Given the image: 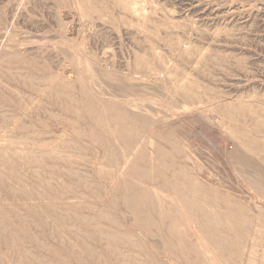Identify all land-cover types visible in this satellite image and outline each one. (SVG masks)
Masks as SVG:
<instances>
[{"label":"rangeland","instance_id":"obj_1","mask_svg":"<svg viewBox=\"0 0 264 264\" xmlns=\"http://www.w3.org/2000/svg\"><path fill=\"white\" fill-rule=\"evenodd\" d=\"M112 1L0 0V264H264V0Z\"/></svg>","mask_w":264,"mask_h":264},{"label":"bare ground","instance_id":"obj_2","mask_svg":"<svg viewBox=\"0 0 264 264\" xmlns=\"http://www.w3.org/2000/svg\"><path fill=\"white\" fill-rule=\"evenodd\" d=\"M112 1V0H111ZM113 2V1H112ZM152 2V1H151ZM89 3V2H88ZM51 5V4H50ZM69 5V4H68ZM123 6L124 7H126V8H128L127 6H129V5H127L126 3H124L123 4ZM247 7V6H246ZM145 11V10H144ZM79 13V12H78ZM83 13H84V11H83ZM66 14V13H65ZM119 17V16H118ZM96 18V17H95ZM72 19V18H71ZM74 19V18H73ZM80 19V18H79ZM84 19H85V17H84ZM175 19V18H174ZM67 21V20H66ZM61 22V21H60ZM85 24H86V22H85ZM67 25V24H66ZM82 25V24H81ZM68 26V25H67ZM62 27H63V25H62ZM61 27V28H62ZM70 27V26H69ZM74 27V26H73ZM81 27V26H80ZM60 28V29H61ZM72 28V27H71ZM64 29H65V27H64ZM82 29V28H81ZM87 30V29H86ZM68 31V30H67ZM63 32V31H62ZM86 32V31H85ZM90 33V32H89ZM82 34V33H81ZM148 38V37H147ZM84 39V38H83ZM82 40V39H81ZM80 39H79V41H81ZM85 40V39H84ZM142 40V39H141ZM83 41V40H82ZM85 43V42H84ZM139 44V43H138ZM40 46V45H39ZM137 46V45H136ZM34 48V47H33ZM77 49H79V48H77ZM73 50V49H72ZM82 50V49H81ZM104 50V49H103ZM103 50H102V52H103ZM22 52V51H21ZM118 55V54H117ZM115 57V56H114ZM134 57V56H133ZM34 58V57H33ZM117 58V57H116ZM115 58V59H116ZM157 58V57H156ZM107 59V58H106ZM43 60V59H42ZM103 60V59H102ZM111 60V59H110ZM81 61H82V59H81ZM108 61H109V59H108ZM144 62V61H143ZM135 63V62H134ZM107 64H108V62H107ZM110 64V63H109ZM112 64V63H111ZM122 64V63H121ZM165 64V63H164ZM68 65V64H67ZM132 65H134L133 63H132ZM159 66V65H158ZM135 67H136V65H135ZM112 68V67H111ZM156 70V69H155ZM167 71H169V70H167ZM142 76V75H141ZM148 76V75H147ZM146 77V76H145ZM44 78V77H43ZM49 78V77H48ZM98 78V77H97ZM41 79V78H40ZM45 79V78H44ZM54 79V78H53ZM46 80H47V77H46ZM72 86V85H71ZM174 86V85H173ZM177 88V87H176ZM180 88H181V86H180ZM191 90V89H190ZM209 92V91H208ZM66 94V93H65ZM181 96V95H180ZM196 96V95H195ZM66 97H68V96H66ZM224 102V101H223ZM118 106V105H117ZM131 107V106H130ZM169 108V107H168ZM205 108V107H204ZM147 109V108H146ZM165 109V108H164ZM176 109V108H175ZM128 113V112H127ZM122 114V113H121ZM145 114V113H144ZM170 115V114H169ZM220 115V114H219ZM121 116V115H120ZM167 117V116H166ZM171 117V116H170ZM95 119H97V118H95ZM130 119V118H129ZM69 121V120H68ZM260 121H261V119H260ZM57 123V122H56ZM71 123H72V121H71ZM74 123V122H73ZM136 123V122H135ZM256 124V123H255ZM81 125V124H80ZM262 133V132H261ZM141 139V138H140ZM65 140V139H64ZM59 141V140H58ZM62 141V140H61ZM37 142V141H36ZM65 142V141H64ZM33 143V142H32ZM41 143V142H40ZM111 144V143H110ZM191 152V151H190ZM212 152V151H211ZM49 153V152H48ZM56 155V154H55ZM58 159V158H57ZM238 164V163H237ZM239 165V164H238ZM22 169V168H21ZM187 174V173H186ZM50 175V174H49ZM180 176V175H179ZM167 177H168V175H167ZM176 177V176H175ZM252 177V176H251ZM81 178V177H80ZM176 178H178V177H176ZM182 178V177H181ZM164 179V178H163ZM180 179V178H179ZM59 180V179H58ZM165 180V179H164ZM183 180H185V179H183ZM192 180V179H191ZM182 181V180H181ZM180 181V182H181ZM181 183H183V182H181ZM184 183L186 184V182L184 181ZM92 184H94V183H92ZM188 184V183H187ZM186 184V185H187ZM184 185V184H183ZM71 186V185H70ZM86 187V186H85ZM181 187V186H180ZM190 187V186H189ZM192 188V187H191ZM203 188V187H202ZM204 189V188H203ZM250 189V188H249ZM191 191V190H190ZM17 192V191H16ZM38 194V193H37ZM171 195V194H170ZM186 198H187V196H185ZM205 197H207V196H205ZM171 198H173V197H171ZM176 198V197H175ZM174 198V199H175ZM180 198V197H179ZM204 198V197H203ZM181 199V198H180ZM204 200H205V198H204ZM206 200H208V199H206ZM160 201V200H159ZM211 201V200H210ZM148 202H151V201H149L148 200ZM222 202V201H221ZM176 203V202H175ZM174 203V204H175ZM88 204V203H87ZM201 204V203H200ZM230 204V203H229ZM183 205H185V204H183ZM203 205V204H202ZM205 205V204H204ZM211 205V204H210ZM231 205V204H230ZM234 205H238V204H235L234 203ZM234 205H232V207L234 206ZM54 207V206H53ZM57 207V206H56ZM80 207V206H79ZM195 207V206H194ZM206 207V206H205ZM165 208V207H164ZM197 208H199V207H197ZM204 208V207H203ZM161 209V208H160ZM166 209V208H165ZM58 210V209H57ZM167 210V209H166ZM169 210V209H168ZM167 210V211H168ZM198 210H200V208L198 209ZM42 211V210H41ZM200 212V211H199ZM212 212V211H211ZM42 213V212H41ZM66 213V212H65ZM68 213V212H67ZM197 213V212H196ZM103 215H105V214H103ZM224 215V214H223ZM75 216V215H74ZM106 216V215H105ZM104 216V217H105ZM162 216H163V214H162ZM205 216V215H204ZM225 216V215H224ZM233 216V215H232ZM239 216V215H238ZM242 216V215H241ZM241 216H240V218H241ZM244 216H246V215H244ZM107 217V216H106ZM170 217H172V216H170ZM235 217V216H234ZM47 218V217H46ZM108 218V217H107ZM197 218V217H196ZM205 218V217H204ZM229 218V217H228ZM232 218V217H231ZM243 218V217H242ZM241 218V219H242ZM245 218H247V217H245ZM251 218V217H250ZM249 218V222L251 221V219ZM262 218H264V217H262ZM106 219V218H105ZM169 219H171V218H169ZM173 219V222H174V218H172ZM206 219H207V217H206ZM225 219H226V217H225ZM244 219V218H243ZM242 219V220H243ZM84 220V219H83ZM114 220V219H113ZM141 222L142 223H144L145 222V220H144V222L142 221V217H141ZM213 220H215V218L213 219ZM245 220V219H244ZM256 220V219H255ZM228 221V220H227ZM233 221V220H232ZM231 221V222H232ZM246 221V220H245ZM55 222H56V220H55ZM140 222V223H141ZM147 222V221H146ZM151 221L149 220V223H150ZM171 222V221H170ZM177 222V221H176ZM179 222V221H178ZM208 222H209V220H208ZM216 222V221H215ZM240 222V221H239ZM46 223V222H45ZM222 223H223V221H222ZM234 223H235V221H234ZM245 223V222H244ZM148 224V223H147ZM226 224V223H225ZM236 224V223H235ZM237 224H239L238 222H237ZM251 224H253V223H251ZM169 225V224H168ZM190 225V224H189ZM221 225V224H220ZM234 225V224H233ZM232 225V226H233ZM247 225V224H246ZM255 225H257V224H255ZM60 226V225H59ZM105 226V225H104ZM143 226L144 227H148L147 225L145 226L144 224H143ZM178 226H180V223H179V225ZM224 226V225H223ZM240 226V225H239ZM69 227V226H68ZM110 227V226H109ZM172 227V226H171ZM189 227V226H188ZM207 227V226H206ZM226 227H228V226H226ZM258 227V226H257ZM72 228V227H71ZM180 229H181V226L179 227ZM208 228V227H207ZM219 228V227H218ZM222 228V227H221ZM225 228V227H224ZM223 228V229H224ZM234 228V227H233ZM246 228H247V226H246ZM252 228V227H251ZM69 229V228H68ZM99 229V228H98ZM179 229V230H180ZM215 229V228H214ZM227 229V228H226ZM248 229V228H247ZM183 230H185V229H183ZM210 230V229H209ZM213 230V229H212ZM211 230V231H212ZM218 229H216V231H217ZM219 230H220V228H219ZM225 230V229H224ZM231 230V229H230ZM256 230V229H255ZM255 230H254V232H255ZM2 231V230H1ZM99 231V230H98ZM101 231V230H100ZM200 231V230H199ZM223 231V230H222ZM222 231H221V233H222ZM232 231V230H231ZM257 231V230H256ZM4 232V231H3ZM214 232V231H213ZM220 232V231H219ZM246 232V231H245ZM89 233V232H88ZM101 233V232H100ZM249 233H250V230H249ZM249 233H247L248 235H250ZM185 234V233H184ZM112 235V234H111ZM114 235V234H113ZM121 235V234H120ZM205 235V234H204ZM221 235V234H220ZM239 235V234H238ZM238 235H237V237H238ZM99 236H100V234H99ZM123 236V235H122ZM209 236H210V234H209ZM88 237V236H87ZM129 237V236H128ZM222 237V236H221ZM127 238V237H126ZM205 238V237H204ZM207 238H209V237H207ZM206 238V239H207ZM239 238V237H238ZM115 239V238H114ZM221 239V238H220ZM223 239V238H222ZM232 239V238H231ZM242 239V238H241ZM254 239H255V236H254ZM94 240V239H93ZM209 240V239H208ZM224 240H226V239H224ZM228 240V239H227ZM239 240V239H238ZM239 241H241L242 242V240H239ZM249 241V240H248ZM248 241H246V242H248ZM253 241V240H252ZM230 242V241H229ZM167 243V242H166ZM178 243H179V241H178ZM227 243V242H226ZM234 243V242H233ZM169 244V243H168ZM194 244V243H193ZM218 244V243H217ZM216 244V245H217ZM231 244V243H230ZM245 244V243H244ZM43 245V244H42ZM238 246H239V244H238ZM244 246V245H243ZM246 246V245H245ZM46 247V246H45ZM219 247V246H218ZM222 247V246H221ZM224 247V250H225V248H227L226 246H223ZM89 248V247H88ZM201 248V247H200ZM245 248V247H244ZM93 249V248H92ZM221 249V248H220ZM223 249V248H222ZM85 250H87V249H85ZM230 251V250H229ZM30 252V251H29ZM90 252V251H89ZM231 252V251H230ZM31 253V252H30ZM130 253V252H129ZM226 253H228V250H227V252ZM232 253V252H231ZM230 253V254H231ZM233 253H235V252H233ZM240 253V252H239ZM121 254V253H120ZM126 254V253H125ZM167 254V253H166ZM92 255V254H91ZM233 254H231V256H232ZM235 255H236V253H235ZM240 255V254H239ZM166 256V255H165ZM213 256H215L214 254H213ZM222 256V255H221ZM230 256V257H231ZM237 256V255H236ZM93 257V256H92ZM123 257V256H122ZM141 257V256H140ZM104 258V257H103ZM217 258V257H216ZM223 258H225L224 256H223ZM239 258V257H238ZM252 260V259H251ZM217 261H218V259H217ZM226 261H228V260H226ZM2 262V261H1ZM99 262V261H98ZM139 262V261H138ZM229 262V261H228ZM240 262H241V259H240ZM39 263H41V262H39ZM105 263V262H104ZM121 263V262H120ZM209 263V262H208ZM233 263H234V261H233ZM56 264V263H55ZM124 264V263H123ZM234 264H237V263H234Z\"/></svg>","mask_w":264,"mask_h":264}]
</instances>
